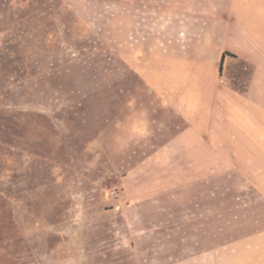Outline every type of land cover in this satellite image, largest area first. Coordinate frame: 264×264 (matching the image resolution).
<instances>
[{"label": "rangeland", "instance_id": "obj_1", "mask_svg": "<svg viewBox=\"0 0 264 264\" xmlns=\"http://www.w3.org/2000/svg\"><path fill=\"white\" fill-rule=\"evenodd\" d=\"M171 1L0 0V264H264V155L171 139L137 73Z\"/></svg>", "mask_w": 264, "mask_h": 264}, {"label": "crops", "instance_id": "obj_2", "mask_svg": "<svg viewBox=\"0 0 264 264\" xmlns=\"http://www.w3.org/2000/svg\"><path fill=\"white\" fill-rule=\"evenodd\" d=\"M170 6L177 50L160 53L137 73L184 125L171 139H209L216 122L220 149L232 141L234 155H264V0H174ZM236 80L242 88L232 85Z\"/></svg>", "mask_w": 264, "mask_h": 264}, {"label": "trees", "instance_id": "obj_3", "mask_svg": "<svg viewBox=\"0 0 264 264\" xmlns=\"http://www.w3.org/2000/svg\"><path fill=\"white\" fill-rule=\"evenodd\" d=\"M225 55H229V54H228V53H224V54L222 55V60H221V64H220V70H221V66H222L223 57H224Z\"/></svg>", "mask_w": 264, "mask_h": 264}]
</instances>
